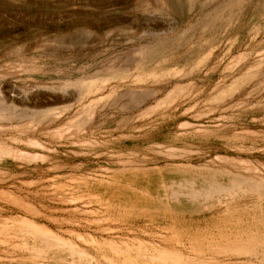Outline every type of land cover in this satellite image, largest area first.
Masks as SVG:
<instances>
[{"label":"rangeland","instance_id":"rangeland-1","mask_svg":"<svg viewBox=\"0 0 264 264\" xmlns=\"http://www.w3.org/2000/svg\"><path fill=\"white\" fill-rule=\"evenodd\" d=\"M163 1L0 0V264H264V0Z\"/></svg>","mask_w":264,"mask_h":264},{"label":"bare ground","instance_id":"bare-ground-1","mask_svg":"<svg viewBox=\"0 0 264 264\" xmlns=\"http://www.w3.org/2000/svg\"><path fill=\"white\" fill-rule=\"evenodd\" d=\"M163 1V0H162ZM165 2L168 3V5L171 7L172 11L174 12H179V6H178V3H175L173 0H164ZM163 1V2H164ZM161 2V1H160ZM166 3V4H167ZM163 3L160 4V6H162ZM243 4V0H225V2H223L222 4L219 5V8H216L215 9H212L211 11V15H210V19H214V18H217V16L221 15V13L223 14L224 18L227 19V20H230L234 17V12L236 9L240 8ZM165 9V8H164ZM210 12V10H209ZM209 14V13H208ZM203 16V15H202ZM206 16V15H205ZM204 16V17H205ZM203 17V18H204ZM234 20V19H233ZM206 22V21H205ZM202 24V23H201ZM204 24V23H203ZM180 42V41H179ZM167 44V43H166ZM173 44V43H172ZM150 47V46H149ZM153 47V46H152ZM150 49V48H149ZM165 49V48H164ZM167 50V48H166ZM149 51V50H148ZM153 52H157L156 49H152ZM163 51V49H162ZM150 52V51H149ZM152 52V53H153ZM164 52V51H163ZM150 55V54H149ZM118 83V82H117ZM126 93V92H125ZM130 96V95H129ZM135 96H131L133 100H135ZM131 101V100H130ZM140 101V100H139ZM135 102V101H134ZM137 103V102H136ZM7 108V107H6ZM62 111V110H61ZM56 114V113H54ZM225 173V171H224ZM241 175V174H240ZM239 177V176H238ZM244 178V177H243ZM242 178V179H243ZM240 179V180H242ZM247 178H245V181ZM183 181V180H182ZM204 181V180H202ZM180 183V182H179ZM186 183V182H185ZM191 183V182H189ZM206 183V182H205ZM239 182H237V180L233 179L231 181V184H229L230 186L228 187H221L219 186L218 184H207L208 186L206 188H204V190L202 191H198V190H195L194 188L192 187H189V189L187 190L186 192V195L189 197V198H196V197H201V196H207L209 195L211 192H220L221 190H224V191H229L231 189H233L234 187L237 186ZM242 183V182H241ZM249 185L248 186H251V187H254L256 188L257 186L260 188V186L258 185V183H253L252 181L248 182ZM182 184V183H181ZM197 184V183H196ZM157 185V184H156ZM169 185V184H168ZM227 185V184H225ZM165 186V185H164ZM223 186V185H222ZM166 187V186H165ZM182 187V186H181ZM253 190V188H252ZM255 191V189H254ZM163 191H161L162 193ZM165 192V190H164ZM264 192V191H263ZM212 194V193H211ZM185 195V194H184ZM264 195V194H263ZM169 196L174 198L177 196V193L176 191H171L169 193ZM167 197V196H166ZM211 197V196H210ZM258 197H262V196H258ZM171 198V199H172ZM209 198V197H208ZM205 199V198H204ZM257 199V198H256ZM203 200V199H202ZM201 200V201H202ZM263 201V200H262ZM179 202V200H178ZM179 207V206H178ZM254 209V208H253ZM257 211L260 213V212H263L264 213V206H262L261 204L258 205V209ZM258 212H255L254 215L251 216V219L247 220V222L244 224L242 219L240 220H237L234 227L231 229V233L229 234H225V233H217L216 235H205L201 238V241L203 244H207V245H210L213 243V241H216L217 239V242L219 244H226V245H230L234 248L237 249V251H241V252H248L249 256L254 258L257 262H263L264 261V217H261V216H258L257 213ZM262 213V214H263ZM250 214V213H249ZM253 214V213H252ZM255 216V217H254ZM244 226H247L249 229L253 228L254 231L250 232V233H247L244 232L245 229H243ZM32 227V226H31ZM32 229V228H31ZM36 230V229H35ZM42 233V232H41ZM45 235V234H44ZM48 235L50 234H47L46 237H48ZM163 235V234H162ZM160 236V235H159ZM190 236V235H189ZM50 238V237H48ZM161 238V237H160ZM196 238V237H195ZM200 238H198V240H200ZM194 239V238H193ZM52 240L56 241V243H59V244H63V240H61V237L58 238V237H55L54 235L52 236ZM196 239V243H193V246H196L198 243V241ZM181 241H183L181 239ZM179 242V241H177ZM70 243V242H69ZM176 243V241H175ZM65 244V243H64ZM181 244V243H180ZM201 244V245H203ZM66 245V244H65ZM184 245V244H183ZM67 246V245H66ZM72 246V244H71ZM169 246V245H168ZM190 246V245H189ZM185 247V246H184ZM187 247V246H186ZM198 248V247H197ZM154 249V248H153ZM73 250V249H72ZM158 251V250H157ZM73 254V251L71 252ZM76 253H79V256H81V252H76ZM159 253V252H158ZM168 254V253H166ZM165 254V255H166ZM157 255V254H156ZM164 255V254H163ZM162 255V256H163ZM173 256V255H172ZM152 257V258H151ZM181 257V256H179ZM87 258V257H86ZM143 258V257H141ZM146 258V257H145ZM145 258H143L145 260ZM147 261L143 260L144 263L143 264H169L168 262H166V260L162 263L163 260H161L159 258V260L156 258V257H153V256H150V257H147ZM156 258V259H155ZM163 258V257H162ZM107 259V258H106ZM123 259V258H122ZM124 260V259H123ZM142 260V259H141ZM161 260V261H160ZM182 260V259H181ZM190 260V259H189ZM250 260V259H249ZM176 261H177V258H176ZM166 262V263H165ZM169 262H172L169 260ZM184 262V261H183ZM140 263V262H139ZM138 263V264H139ZM141 263V264H142ZM174 263V262H173ZM172 263V264H173ZM178 263H179V260H178ZM178 263H174V264H178ZM212 263V262H211ZM171 264V263H170ZM179 264H183L182 262L179 263ZM248 264V263H247Z\"/></svg>","mask_w":264,"mask_h":264}]
</instances>
